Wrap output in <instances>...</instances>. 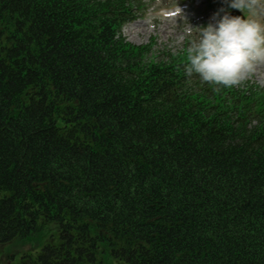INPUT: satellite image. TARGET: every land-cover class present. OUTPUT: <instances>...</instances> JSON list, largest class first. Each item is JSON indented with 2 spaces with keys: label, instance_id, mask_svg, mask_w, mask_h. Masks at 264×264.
<instances>
[{
  "label": "trees",
  "instance_id": "trees-1",
  "mask_svg": "<svg viewBox=\"0 0 264 264\" xmlns=\"http://www.w3.org/2000/svg\"><path fill=\"white\" fill-rule=\"evenodd\" d=\"M142 12L0 0V251L28 244L17 264H264V87L127 42Z\"/></svg>",
  "mask_w": 264,
  "mask_h": 264
},
{
  "label": "clouds",
  "instance_id": "clouds-1",
  "mask_svg": "<svg viewBox=\"0 0 264 264\" xmlns=\"http://www.w3.org/2000/svg\"><path fill=\"white\" fill-rule=\"evenodd\" d=\"M231 9L247 11L233 15ZM187 46V77L218 87L238 86L264 64V0H222Z\"/></svg>",
  "mask_w": 264,
  "mask_h": 264
},
{
  "label": "rangeland",
  "instance_id": "rangeland-1",
  "mask_svg": "<svg viewBox=\"0 0 264 264\" xmlns=\"http://www.w3.org/2000/svg\"><path fill=\"white\" fill-rule=\"evenodd\" d=\"M221 3L222 0H144V12L137 21L124 28L123 35L133 45H153L154 55L162 51H187L189 42L196 37V27L207 23ZM236 11L248 15L246 10L231 9V12ZM247 82L264 87V64L242 83ZM28 246L25 243L14 244L6 251L1 250L0 264H10L12 260L17 264L15 259L7 257L6 252H16Z\"/></svg>",
  "mask_w": 264,
  "mask_h": 264
},
{
  "label": "water",
  "instance_id": "water-1",
  "mask_svg": "<svg viewBox=\"0 0 264 264\" xmlns=\"http://www.w3.org/2000/svg\"><path fill=\"white\" fill-rule=\"evenodd\" d=\"M233 15H242L239 11L232 12Z\"/></svg>",
  "mask_w": 264,
  "mask_h": 264
},
{
  "label": "bare ground",
  "instance_id": "bare-ground-1",
  "mask_svg": "<svg viewBox=\"0 0 264 264\" xmlns=\"http://www.w3.org/2000/svg\"><path fill=\"white\" fill-rule=\"evenodd\" d=\"M125 31V30H124Z\"/></svg>",
  "mask_w": 264,
  "mask_h": 264
}]
</instances>
